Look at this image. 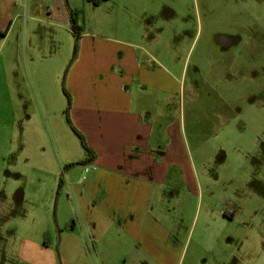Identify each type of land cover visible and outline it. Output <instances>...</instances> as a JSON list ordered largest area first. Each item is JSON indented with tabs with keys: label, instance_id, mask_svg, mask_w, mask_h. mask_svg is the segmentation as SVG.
Instances as JSON below:
<instances>
[{
	"label": "crops",
	"instance_id": "1",
	"mask_svg": "<svg viewBox=\"0 0 264 264\" xmlns=\"http://www.w3.org/2000/svg\"><path fill=\"white\" fill-rule=\"evenodd\" d=\"M137 10L134 0H0V124L8 125L14 99L27 119L30 99L34 113H50L64 88L71 125L91 150L73 159L62 148L63 163L91 164L78 183L66 172L62 199L76 220L61 229L59 261L52 213L60 162L25 164L52 183L47 195L13 189V178L23 179L0 162V264H264V161L249 160L245 189L231 197L201 187L212 180L209 150L244 149L236 113L196 112L197 97L222 98L214 86L230 82L234 64L206 72L197 57L189 66L194 36ZM168 19L160 22L175 23Z\"/></svg>",
	"mask_w": 264,
	"mask_h": 264
},
{
	"label": "rangeland",
	"instance_id": "2",
	"mask_svg": "<svg viewBox=\"0 0 264 264\" xmlns=\"http://www.w3.org/2000/svg\"><path fill=\"white\" fill-rule=\"evenodd\" d=\"M134 5L141 17L158 21V27L167 24L172 30L179 28L183 35L194 36L189 66L193 65L197 57L206 72L213 63L234 64V67H231V73L235 69L234 75L228 78L230 82L222 79L214 86V89L222 94V98L207 95V99L214 102L207 104L205 100L197 97L199 102L196 106L198 114H204L209 109L208 106H214L219 111H230L238 116L232 125L238 131V141L241 140L238 143H242L244 149L226 143L223 155L219 154L217 145L209 150L212 162L206 164V167L210 165L207 168V177L212 180H201L203 190L218 192L222 198L231 197L237 189H245L241 185L240 177L249 168V160L264 161V0H134ZM164 17L173 19L175 23L160 22ZM170 19L168 20L171 21ZM183 40L182 46L189 45L190 40ZM50 50L51 48L47 53ZM201 87L204 88L203 91L212 90L207 83ZM60 100L61 106L59 100L52 97L50 113L44 111L41 114L34 113L32 108L39 105L30 99L27 120L20 112L17 113L20 111L19 103L14 99L12 111L8 114V120L6 119L8 125H4L5 120L0 124V162L10 161L13 167L11 175H19L23 179L16 182L13 178V189L16 187L22 191L37 190L40 194L47 195L52 190V183L38 182L40 174L32 172L30 166L25 168V164L27 161L32 164V161H46L51 158L52 169L60 162V201L58 202V194L54 193L57 198L52 213L58 261L61 229L65 222L76 220L73 207H70V212V208L63 201L66 172L73 170L75 181L78 183L82 180L80 168L89 167L91 164L81 163L79 160L72 163L62 161V148H70L73 159H82L89 153L81 146L80 139L71 132L72 123L66 110L67 100L63 95ZM243 130L246 133L239 132ZM219 156L222 159L218 161ZM218 176H221V181L217 180ZM69 213L73 218H68Z\"/></svg>",
	"mask_w": 264,
	"mask_h": 264
},
{
	"label": "trees",
	"instance_id": "3",
	"mask_svg": "<svg viewBox=\"0 0 264 264\" xmlns=\"http://www.w3.org/2000/svg\"><path fill=\"white\" fill-rule=\"evenodd\" d=\"M87 1H89V2H91L92 4H94V5H98V4H100V3H102V2H104V1H106V0H87ZM70 16V27H71V29H72V31L74 32V34L76 35V36H78L79 35V33H80V31H81V26H80V24H79V21H78V11H74V10H72V11H70V14H69ZM2 35V33L0 32V36ZM75 53H76V45L74 46V50H73V57H74V55H75ZM62 91H63V94L65 95V97H66V100H67V105L69 106V103H70V96H69V94H68V92L63 88L62 89ZM71 129L74 131V133L79 137V139H80V141H81V145H82V147L88 152V153H90V149L87 147V145H86V143H85V141H84V138H83V136L75 129V127L74 126H72L71 125ZM61 183H62V180H61ZM60 183V184H61Z\"/></svg>",
	"mask_w": 264,
	"mask_h": 264
},
{
	"label": "built area",
	"instance_id": "4",
	"mask_svg": "<svg viewBox=\"0 0 264 264\" xmlns=\"http://www.w3.org/2000/svg\"><path fill=\"white\" fill-rule=\"evenodd\" d=\"M88 169L87 168H85V171H87Z\"/></svg>",
	"mask_w": 264,
	"mask_h": 264
}]
</instances>
